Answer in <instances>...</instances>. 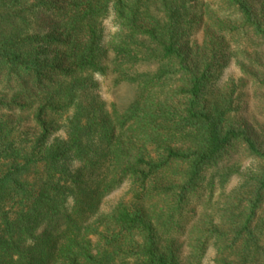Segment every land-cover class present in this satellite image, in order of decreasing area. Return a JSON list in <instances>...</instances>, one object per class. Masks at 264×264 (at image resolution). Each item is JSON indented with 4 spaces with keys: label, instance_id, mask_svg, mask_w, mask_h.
I'll use <instances>...</instances> for the list:
<instances>
[{
    "label": "trees",
    "instance_id": "trees-1",
    "mask_svg": "<svg viewBox=\"0 0 264 264\" xmlns=\"http://www.w3.org/2000/svg\"><path fill=\"white\" fill-rule=\"evenodd\" d=\"M148 1L0 0V264H264V1Z\"/></svg>",
    "mask_w": 264,
    "mask_h": 264
},
{
    "label": "rangeland",
    "instance_id": "rangeland-1",
    "mask_svg": "<svg viewBox=\"0 0 264 264\" xmlns=\"http://www.w3.org/2000/svg\"><path fill=\"white\" fill-rule=\"evenodd\" d=\"M264 1V0H259ZM154 0H149L148 5L151 3L154 5ZM155 6V5H154ZM154 10H158L157 7H152ZM109 26V25H108ZM202 32L200 31L196 34V39L198 41L201 40ZM230 56V55H229ZM241 78L239 69L237 67L236 62L233 59L228 61V67L224 71L222 76V84L233 80L235 85H238L237 81ZM114 82V84H113ZM101 83V82H100ZM243 86L241 87V83L239 88H236V95L238 99V108L239 110L246 111L248 118L257 120L260 126H264V119L262 116L257 115V111L264 110V101L260 100L258 102L259 97H264V91H260L259 89H254L252 85L248 81L242 82ZM116 81L111 79L108 82L104 81V84L101 87L100 95L101 99L104 100L106 103H114L117 107L123 109L127 104L130 102V99L134 96L133 91L127 85H119L115 86ZM235 92V91H234ZM262 101V102H261ZM260 103V104H259ZM245 114V115H246ZM127 190V185L124 184L119 189L114 190L111 194L106 196L103 200V203L100 207L101 213H108L110 212L113 207L122 199L124 196L125 191Z\"/></svg>",
    "mask_w": 264,
    "mask_h": 264
}]
</instances>
